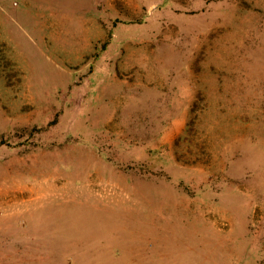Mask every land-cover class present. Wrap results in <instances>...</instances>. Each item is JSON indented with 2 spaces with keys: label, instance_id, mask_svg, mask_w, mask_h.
<instances>
[{
  "label": "rangeland",
  "instance_id": "rangeland-1",
  "mask_svg": "<svg viewBox=\"0 0 264 264\" xmlns=\"http://www.w3.org/2000/svg\"><path fill=\"white\" fill-rule=\"evenodd\" d=\"M0 264H264V0H0Z\"/></svg>",
  "mask_w": 264,
  "mask_h": 264
}]
</instances>
